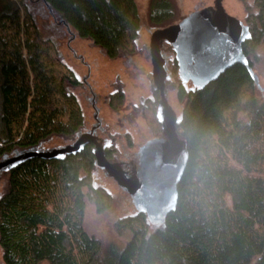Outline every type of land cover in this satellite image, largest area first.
<instances>
[{"label":"trees","instance_id":"1","mask_svg":"<svg viewBox=\"0 0 264 264\" xmlns=\"http://www.w3.org/2000/svg\"><path fill=\"white\" fill-rule=\"evenodd\" d=\"M239 1L251 33L243 52L253 70L264 48V0ZM43 3L109 59L139 52L136 0ZM21 5L23 0H0V160L53 136L71 139L85 118L68 89L80 80L72 72H45L42 57L51 51L60 61L57 48ZM175 16L174 0H149L152 28L171 26ZM171 71L178 75L175 58ZM119 83L107 98L113 111L125 103ZM153 89L140 112L158 136L163 133L160 95ZM54 94L63 101L60 109ZM176 96L182 110L173 133L187 145L189 160L176 209L164 223L138 212L122 217L114 223L120 241L109 243L85 229L87 202L97 214L114 203L106 188L94 184L96 151L90 142L51 158L18 159L2 169L7 178L0 195L2 263L264 264V92L244 66L234 65L205 88H187L177 77ZM125 139L131 147L130 134ZM104 152L109 160L118 154L114 141Z\"/></svg>","mask_w":264,"mask_h":264},{"label":"rangeland","instance_id":"2","mask_svg":"<svg viewBox=\"0 0 264 264\" xmlns=\"http://www.w3.org/2000/svg\"><path fill=\"white\" fill-rule=\"evenodd\" d=\"M174 1L176 16L171 26L182 22L191 13L211 7V5L215 6V0ZM136 2L141 18L139 38L137 39L139 52L136 54L123 53L115 59H109L103 49L95 46L90 39L77 37L70 27L62 23L60 16L55 11L51 14L48 6L42 0H23L24 5L21 6L23 8L25 6L30 11L42 36L50 39L58 51L60 61L55 59V55L51 51L42 57L45 72L57 76H64L72 72L80 82L86 81L77 87H68L76 95L83 108L85 118L80 132L71 139L53 136L33 150L53 151L73 145L82 134L91 131L97 115L101 125L94 132L95 138L104 146H108L114 141L118 149V154L112 160L105 157L106 161L124 172L132 181L135 179L140 147L156 137H164L169 140L164 132L158 136L153 133L140 112V105L143 100L150 97L153 88L157 87L155 84L153 87L152 84L151 75L154 66L150 49L151 38L156 29L152 28L148 22L149 0H136ZM220 5L224 13L236 17L246 25L244 21L245 10L239 0H222ZM156 51L158 60L163 65L158 78L164 82L166 102L178 118L182 110V103L178 101L176 96V80L179 74H173L171 71V62L175 55L170 41L160 39ZM258 54L261 60L254 64L253 72L258 77L259 87L264 92V48L260 49ZM117 81L120 82L119 84L124 90L125 103L121 110L113 111L108 107L106 99L115 90ZM185 84L187 88L191 87L190 83ZM56 98L57 95L54 94L52 100L55 101ZM56 102L60 109L63 101L57 99ZM158 108L161 122L165 124L166 118L161 102H159ZM61 118L66 119L67 114ZM15 134L18 135L19 130ZM125 134H130L132 138L131 147L127 146ZM178 141L183 143L179 138ZM16 154L4 157L0 163ZM93 176L94 184L106 188L113 195L114 203L110 210L103 214H97L93 204L87 202L85 229L106 243L120 241L115 232V221L125 216L135 215L137 210L132 203L130 194L122 188L118 179L106 169L96 165ZM6 179L1 169L0 195L6 187ZM0 264H3L1 250Z\"/></svg>","mask_w":264,"mask_h":264},{"label":"water","instance_id":"3","mask_svg":"<svg viewBox=\"0 0 264 264\" xmlns=\"http://www.w3.org/2000/svg\"><path fill=\"white\" fill-rule=\"evenodd\" d=\"M47 6L52 14V8ZM165 38L171 40L179 78L183 82L205 88L232 66L241 65L259 86L258 77L243 52V43L251 38L249 27L236 17L223 14L218 1L216 7L191 13L182 22L156 30L152 36L151 54L155 67L152 80L159 90L160 102L169 120L163 126V132L170 141L156 137L140 147L134 180L130 181L123 172L117 171L112 163L106 161L105 146L95 138L94 130L82 134L71 146L53 151L32 149L18 153L0 163V170L18 159L31 156L51 158L71 153L90 142L95 147L96 164L118 179L122 188L130 194L137 212L146 214L151 222L164 223L166 217L176 209L178 184L189 160L187 145L179 143L177 135L172 132L177 118L166 102L164 82L158 78L157 41Z\"/></svg>","mask_w":264,"mask_h":264},{"label":"flooded vegetation","instance_id":"4","mask_svg":"<svg viewBox=\"0 0 264 264\" xmlns=\"http://www.w3.org/2000/svg\"><path fill=\"white\" fill-rule=\"evenodd\" d=\"M218 1H219V4H220V2H222V0H215V6H212L211 5V7H216V5H217V3H218ZM222 13L223 14H226V13H224V10H223V8H222ZM156 30H159V29H156ZM155 30V31H156ZM154 31V32H155ZM154 32H153V34H154ZM153 36V35H152ZM152 39V38H151ZM165 39H167V40H169L170 41V43H171V40H170V38H165ZM160 39H158V41H159ZM158 41H157V43H158ZM171 47H172V44H171ZM157 48V47H156ZM150 49H151V47H150ZM172 49H173V47H172ZM174 51V50H173ZM174 55H175V53H174ZM153 60V59H152ZM157 61H158V64H159V72H158V76H159V73H160V70L162 69V67H163V65L159 62V60H158V55H157ZM153 66H154V63H153ZM155 72V67H154V70H153V73ZM153 73H152V75H153ZM151 75V76H152ZM153 81V80H152ZM81 83H86V81H81ZM156 89H157V87H156ZM108 98V97H107ZM106 101H107V99H106ZM92 105H93V102H92ZM163 109V108H162ZM163 113H164V111H163ZM164 115H165V113H164ZM165 118H166V121H165V124H162V127L163 126H165V125H167L168 124V122H169V120H168V118L166 117V115H165ZM100 125H101V121L99 120V118H98V116L96 115V117H95V125L94 126H92V129H91V131L92 130H94V132H95V130L98 128V127H100ZM115 168V167H114ZM117 171H120V172H122L121 170H119V169H117V168H115ZM136 172V171H135ZM124 173V172H123ZM129 179V178H128Z\"/></svg>","mask_w":264,"mask_h":264}]
</instances>
